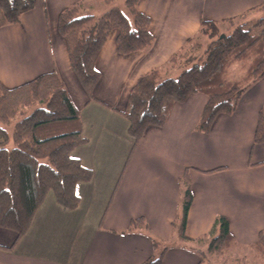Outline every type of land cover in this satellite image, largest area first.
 I'll return each instance as SVG.
<instances>
[{
	"label": "crops",
	"instance_id": "obj_1",
	"mask_svg": "<svg viewBox=\"0 0 264 264\" xmlns=\"http://www.w3.org/2000/svg\"><path fill=\"white\" fill-rule=\"evenodd\" d=\"M80 1L95 0H34L19 24L0 28V84L14 89L56 72L87 141L71 156L93 173L76 185L77 209L63 210L49 192L24 236L15 241V233L0 229V264H143L158 250L144 231H127L130 222L143 219L155 238L171 241L185 172L192 195L185 237L206 235L221 216L247 250L264 230V143L253 144L264 78L233 114L217 116L208 133L195 130L207 102L202 94L175 104L165 125L148 127L135 147L122 112L136 84L178 53L201 22L219 24L245 13L256 18L264 0H141L138 10L149 19L153 45L120 55L113 30L95 63L100 79L94 100L73 73L57 29L60 13ZM199 262L197 253L176 245L161 264Z\"/></svg>",
	"mask_w": 264,
	"mask_h": 264
},
{
	"label": "trees",
	"instance_id": "obj_2",
	"mask_svg": "<svg viewBox=\"0 0 264 264\" xmlns=\"http://www.w3.org/2000/svg\"><path fill=\"white\" fill-rule=\"evenodd\" d=\"M140 1H80L60 13L58 33L66 43L70 67L90 100H94L93 91L100 79L95 63L113 30L118 31L120 55L146 52L152 47L150 22L138 10ZM33 6L34 0H0V28L19 24ZM254 11L260 13L256 18L245 13L219 24L201 22L197 34L178 53L136 84L122 112L129 123L127 134L133 147L148 127H163L172 107L190 95L207 98L195 127L199 133H208L217 116L235 112L246 91L264 78V4ZM223 25L227 29L221 33ZM199 35L209 39L208 44H196ZM235 65H240L242 73L231 79ZM86 142L79 111L56 72L14 89L0 84V229L15 233V241L24 236L49 192L63 210L77 209L76 185L88 183L93 173L71 154ZM263 143L264 108L259 112L253 140L254 145ZM179 187L181 199L171 223V241L155 238L143 219L130 222L127 231H144L158 250L143 264H161L164 252L176 245L197 253L198 264H238L247 257L264 264V230L246 250L229 233L226 219L218 216L209 233L195 240L186 238L192 202L186 172Z\"/></svg>",
	"mask_w": 264,
	"mask_h": 264
},
{
	"label": "rangeland",
	"instance_id": "obj_3",
	"mask_svg": "<svg viewBox=\"0 0 264 264\" xmlns=\"http://www.w3.org/2000/svg\"><path fill=\"white\" fill-rule=\"evenodd\" d=\"M226 29H227V25H223L220 27V32L222 33ZM208 42H209V39L205 37H201L200 35L195 38V43L200 44L201 46H205L206 44H208ZM198 54L199 52L195 51V55H198ZM175 72L176 71L172 72V74ZM241 73L242 71H241L240 65H235L231 70L230 78L236 79L241 75ZM238 264H263V263H261V261L257 258L253 259V257H247V259H244V262H239Z\"/></svg>",
	"mask_w": 264,
	"mask_h": 264
}]
</instances>
